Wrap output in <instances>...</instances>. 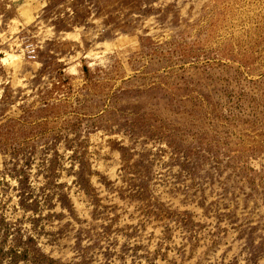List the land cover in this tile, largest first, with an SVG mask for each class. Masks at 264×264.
I'll return each mask as SVG.
<instances>
[{"label":"rangeland","instance_id":"rangeland-1","mask_svg":"<svg viewBox=\"0 0 264 264\" xmlns=\"http://www.w3.org/2000/svg\"><path fill=\"white\" fill-rule=\"evenodd\" d=\"M0 264H264V0H0Z\"/></svg>","mask_w":264,"mask_h":264}]
</instances>
